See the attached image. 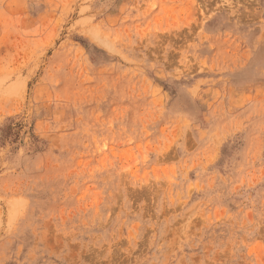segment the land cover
I'll return each mask as SVG.
<instances>
[{"label":"rangeland","instance_id":"rangeland-1","mask_svg":"<svg viewBox=\"0 0 264 264\" xmlns=\"http://www.w3.org/2000/svg\"><path fill=\"white\" fill-rule=\"evenodd\" d=\"M0 264H264V0H0Z\"/></svg>","mask_w":264,"mask_h":264}]
</instances>
